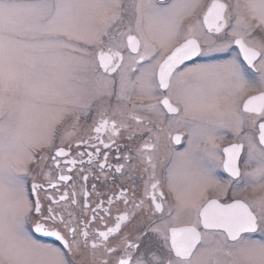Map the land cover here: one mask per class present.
<instances>
[{
  "label": "snow or ice",
  "instance_id": "1",
  "mask_svg": "<svg viewBox=\"0 0 264 264\" xmlns=\"http://www.w3.org/2000/svg\"><path fill=\"white\" fill-rule=\"evenodd\" d=\"M0 264H264V0H0Z\"/></svg>",
  "mask_w": 264,
  "mask_h": 264
},
{
  "label": "flooded vegetation",
  "instance_id": "2",
  "mask_svg": "<svg viewBox=\"0 0 264 264\" xmlns=\"http://www.w3.org/2000/svg\"><path fill=\"white\" fill-rule=\"evenodd\" d=\"M249 195H259V193H256V194H249Z\"/></svg>",
  "mask_w": 264,
  "mask_h": 264
}]
</instances>
